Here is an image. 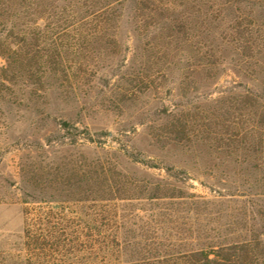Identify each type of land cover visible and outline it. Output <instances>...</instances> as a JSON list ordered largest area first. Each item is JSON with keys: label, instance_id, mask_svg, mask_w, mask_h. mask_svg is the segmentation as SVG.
<instances>
[{"label": "rangeland", "instance_id": "1", "mask_svg": "<svg viewBox=\"0 0 264 264\" xmlns=\"http://www.w3.org/2000/svg\"><path fill=\"white\" fill-rule=\"evenodd\" d=\"M134 14L101 55L58 41L67 73L41 82L24 70L6 77L0 57V264H87L86 237L104 216L86 201L101 194L88 170L135 182L172 170L188 193L264 212L263 74L234 68L228 53L199 75Z\"/></svg>", "mask_w": 264, "mask_h": 264}, {"label": "trees", "instance_id": "2", "mask_svg": "<svg viewBox=\"0 0 264 264\" xmlns=\"http://www.w3.org/2000/svg\"><path fill=\"white\" fill-rule=\"evenodd\" d=\"M261 1L0 0L1 71L8 77L24 70L39 82L67 73L58 41L76 52L79 45L94 46L101 55L117 44L130 9L136 25L158 31L168 52L194 59L199 75L210 77L232 53L234 68L264 77V10L255 11ZM165 175L135 182L119 170H88V185L97 180L101 194L86 201L100 203L104 216L103 229L86 237L87 264H264L262 210L188 193L172 170ZM143 214L148 221L131 227Z\"/></svg>", "mask_w": 264, "mask_h": 264}]
</instances>
